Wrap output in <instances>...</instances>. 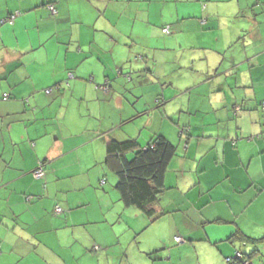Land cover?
Wrapping results in <instances>:
<instances>
[{"label": "crops", "instance_id": "crops-1", "mask_svg": "<svg viewBox=\"0 0 264 264\" xmlns=\"http://www.w3.org/2000/svg\"><path fill=\"white\" fill-rule=\"evenodd\" d=\"M105 78L107 93L95 88ZM263 99L264 0H0V264H122L105 244L93 250L92 230L128 217L137 231L143 214L103 189L116 181L106 141L149 103L165 107L152 130L175 121L191 137L146 243L158 250L175 223L198 264H225L249 247L227 241L232 232L264 234ZM171 126L163 133L176 140Z\"/></svg>", "mask_w": 264, "mask_h": 264}, {"label": "trees", "instance_id": "trees-1", "mask_svg": "<svg viewBox=\"0 0 264 264\" xmlns=\"http://www.w3.org/2000/svg\"><path fill=\"white\" fill-rule=\"evenodd\" d=\"M50 5L54 7L55 5L53 3L47 4V8L51 14L55 15L57 9H55V13L52 12L49 8ZM16 15L17 12L11 13L3 18L1 22L12 24ZM163 29H161L163 33H169V28L167 32H164ZM117 69L116 72L118 74L130 79L129 73L122 72L120 68ZM71 77L72 73L69 72L66 84H69L68 79H71ZM55 86L57 89L59 88V84ZM95 88L105 93L109 92L108 78H105L101 83H95ZM51 89L46 88L44 91L45 93H49ZM4 97L8 96L4 95ZM161 106L158 103H149L145 106L134 104L132 108L134 115H132V118L122 120L117 124V130L111 132V135L107 138L105 147L104 162L116 177L114 186L118 191L119 199L125 207H133L139 210L150 222L159 218L164 212L169 213V211L162 207V198L165 197L166 191L169 189L167 180H171L169 165L173 159L184 156L179 154L180 139L185 141L191 137L189 124H178L175 121H168L162 124L163 118L160 120L161 124L159 127L151 129L150 125L153 123L154 113L161 108V113L164 114L165 107L162 108ZM260 106L264 112V99L261 101ZM238 110H240V106L236 104L234 112ZM166 123L176 128V140H172V137H168L163 133ZM149 131L152 132L149 133ZM121 133H123V136H120ZM254 138L255 136H249L247 139L252 140ZM43 164L44 160H41L33 169L32 175L34 178H42L41 176L44 174ZM38 172H40L39 175ZM104 182L105 180L101 179L100 185L104 184ZM34 197V195L30 194L26 195L25 199L30 201ZM58 207L60 211H56ZM63 212L64 209L59 204L53 206V215L59 216ZM177 237L180 236H176L175 240ZM181 241L183 242L182 238ZM227 241L232 243L236 241L240 247L242 244H249L247 249L243 251L239 250V252L235 251L234 255L225 258L227 264H253L251 257L262 254L261 246L264 245V234L258 237H249L243 234V232L235 230L227 237ZM99 249V245H93V250Z\"/></svg>", "mask_w": 264, "mask_h": 264}, {"label": "rangeland", "instance_id": "rangeland-1", "mask_svg": "<svg viewBox=\"0 0 264 264\" xmlns=\"http://www.w3.org/2000/svg\"><path fill=\"white\" fill-rule=\"evenodd\" d=\"M178 5L184 7L186 4ZM107 187L115 188L114 185L107 183L103 189ZM103 189L100 190L103 191ZM112 190L118 194L116 189ZM93 203L97 206L96 202ZM131 210L135 209L131 208ZM172 216L174 218L179 217L177 214H173ZM137 218L139 219L132 218L134 224L140 225L137 231L133 230L131 225L129 226L126 222H123L128 217L123 218L122 222L118 221L111 224L113 229L106 226L96 227L92 230L96 244L100 246L103 244L107 245L106 253L109 256L115 254L122 264H172L170 253H172L174 258L173 264H198L196 252L187 251L184 247H179L184 245V243L175 240V237L180 234H177L178 232L171 234L173 230H177L175 223L169 225L166 230L163 227L164 242L161 244V248L159 247L158 250H154L150 243L149 245L146 243V240L149 235L156 236L160 232L156 231V226H161V223H149L148 219L141 214ZM148 225L150 226L145 229V226ZM169 235L170 237L168 238ZM200 262H202V257L200 258Z\"/></svg>", "mask_w": 264, "mask_h": 264}, {"label": "built area", "instance_id": "built-area-1", "mask_svg": "<svg viewBox=\"0 0 264 264\" xmlns=\"http://www.w3.org/2000/svg\"><path fill=\"white\" fill-rule=\"evenodd\" d=\"M49 8H50V10H51L52 12H54V13L56 12V10H55L56 8H55L53 5H50ZM163 31H164V32H167V31H168V28L165 27V28L163 29ZM39 174H40V172H38V175H39ZM56 211H60V208H59V207L56 208ZM176 240H177V241H181V238H180V237H177Z\"/></svg>", "mask_w": 264, "mask_h": 264}]
</instances>
